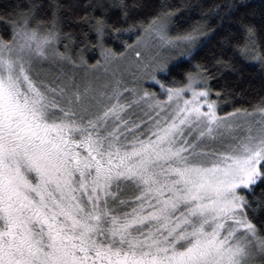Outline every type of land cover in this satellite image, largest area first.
<instances>
[{
	"label": "snow or ice",
	"instance_id": "6c2138e0",
	"mask_svg": "<svg viewBox=\"0 0 264 264\" xmlns=\"http://www.w3.org/2000/svg\"><path fill=\"white\" fill-rule=\"evenodd\" d=\"M47 7V20L32 8L0 39V264H264V219L258 227L250 218L264 215V199L254 208L245 195L264 184V98L220 115L204 65L165 84L167 62L146 54L191 55L206 21L171 35L166 4L147 21L131 19L125 0L89 4L79 19L96 34L99 58L80 55L79 66L111 77L93 86L44 73L45 64L77 65L64 6ZM112 8L127 27L109 22ZM238 23L240 40L224 42L264 65L256 26ZM110 34L122 50L105 42ZM120 62L131 88L113 70Z\"/></svg>",
	"mask_w": 264,
	"mask_h": 264
},
{
	"label": "trees",
	"instance_id": "16d2710c",
	"mask_svg": "<svg viewBox=\"0 0 264 264\" xmlns=\"http://www.w3.org/2000/svg\"><path fill=\"white\" fill-rule=\"evenodd\" d=\"M57 2L64 6L62 8L65 17L64 31L72 32L76 41L71 45L73 58L78 61L79 56L83 55L84 59L92 63L98 55V50L91 46L95 43L96 34L79 18L85 13L92 12L89 4L100 2L108 5L118 0H57ZM50 3L51 0H0V39H11L13 24L19 14L26 13L32 8H35L36 19L47 20L51 14V9L47 7ZM125 3L130 6L131 19L144 21L156 15L161 6L166 4L175 13L169 26L171 35L182 33L197 21H206L204 31L207 35L200 37L191 55L169 65V71L162 76L164 83L168 84L173 80L185 81L187 73L196 72V65L199 64L204 65L211 76L209 83L212 98L216 99V92L221 94L218 105L222 112L237 108L251 110L253 105L264 98V65L237 54L223 40L230 34L235 37L232 40L233 45L240 40L238 21L242 20L256 26L258 43L264 46V0H125ZM94 15L100 16L101 9L96 8ZM109 22H116L117 27L121 24L127 27L129 21L121 19L119 8H112L109 11ZM83 33H87V39ZM133 37L127 33L123 34V38L129 43ZM105 42L117 50L122 46L120 40L114 39L111 34L105 37ZM59 48L64 51V44L61 43ZM217 58L230 60L235 70L217 65ZM245 195L253 202L255 208L256 202L264 199V184L256 186L253 192ZM250 218L259 227L258 221L264 219V215L258 212L253 217L250 213Z\"/></svg>",
	"mask_w": 264,
	"mask_h": 264
},
{
	"label": "rangeland",
	"instance_id": "374dc122",
	"mask_svg": "<svg viewBox=\"0 0 264 264\" xmlns=\"http://www.w3.org/2000/svg\"><path fill=\"white\" fill-rule=\"evenodd\" d=\"M170 34H172V33L170 32ZM134 39H135V37H133L132 40H134ZM122 47L123 46H121V48L119 50H122ZM146 54H148V55H157L158 54V58L161 61H166L168 67L173 62L179 60L180 58L187 57L189 55L188 51L183 47H181V48H166V49L152 48L151 51L149 53H146ZM97 58H99L98 55H96L95 59H97ZM95 59L93 60L92 63L95 62ZM43 69H44V73H46L49 78L55 77L57 75H62V74H67L69 76L75 74L77 82L82 83V84L87 83V82H91L93 84V86H99L100 84H102L104 82L105 79L111 78L110 74L106 76L102 71H99V70L96 72H93L91 69L85 70L83 67L79 66V60L77 61L76 66L69 65V64H62V65L45 64L43 66ZM113 70L117 71L118 74L123 75L124 79L126 81H128V87L131 88L133 86V83H135V82L132 81V77L128 73V70L126 67V62H120V67L114 68ZM96 75L101 76V80H99V81L94 80L93 77ZM162 76H164V74L158 73V78H160L161 80H163ZM141 83H143L144 89L148 90L149 92L156 93L161 99H163L162 90L154 82H152L150 80H144ZM165 84H167V83H165ZM232 111H234V110L222 112L219 109V105H218V112L220 115H224L225 113L232 112ZM249 111H251V110H249Z\"/></svg>",
	"mask_w": 264,
	"mask_h": 264
}]
</instances>
